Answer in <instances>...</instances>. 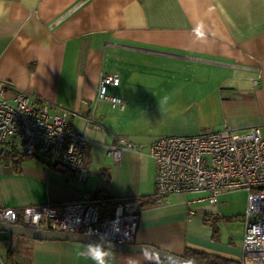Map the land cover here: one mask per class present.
<instances>
[{
	"label": "crops",
	"instance_id": "1",
	"mask_svg": "<svg viewBox=\"0 0 264 264\" xmlns=\"http://www.w3.org/2000/svg\"><path fill=\"white\" fill-rule=\"evenodd\" d=\"M102 73L119 76L107 91L126 100L122 108L97 98ZM1 82L36 93L51 113L70 112L71 129L89 142V173L79 180L44 157H15L0 163V208L133 198L134 243L239 260L246 209L231 206L234 190L216 204L197 200L203 193L152 203L149 145L224 126L264 135V0H0ZM122 141L136 147L116 161L107 150ZM22 239L18 264H95L81 255L95 246ZM103 250L106 264H165Z\"/></svg>",
	"mask_w": 264,
	"mask_h": 264
},
{
	"label": "built area",
	"instance_id": "2",
	"mask_svg": "<svg viewBox=\"0 0 264 264\" xmlns=\"http://www.w3.org/2000/svg\"><path fill=\"white\" fill-rule=\"evenodd\" d=\"M116 73H102L97 98L112 108L126 100L108 93L117 86ZM70 112L49 105L34 92L15 90L0 83V146H10L19 156L44 157L51 164L75 173L79 180L89 173L88 140L71 129ZM130 142L110 146L118 161L121 149H134ZM149 154L156 165L155 193L158 202L173 194L203 193L197 200L216 204L224 192L246 191L242 217L241 256L234 264H264V135L256 127L236 130L224 126L214 131L187 135H163L153 139ZM140 202L115 200L113 209L101 215L99 199H80L23 207H1L0 222L41 230L79 232L117 243L134 241ZM0 264L5 263L0 259Z\"/></svg>",
	"mask_w": 264,
	"mask_h": 264
},
{
	"label": "water",
	"instance_id": "3",
	"mask_svg": "<svg viewBox=\"0 0 264 264\" xmlns=\"http://www.w3.org/2000/svg\"><path fill=\"white\" fill-rule=\"evenodd\" d=\"M9 150L6 146H0V156L3 153H8ZM0 232L8 234L10 237H24L37 241H69L76 243H83L100 247L103 249L134 253V254H148L156 259L164 262L165 264H198L190 261L180 255L168 252L150 244L141 243H117L100 237L91 236L79 232L69 231H54V230H41L25 226L9 224L0 222Z\"/></svg>",
	"mask_w": 264,
	"mask_h": 264
},
{
	"label": "trees",
	"instance_id": "4",
	"mask_svg": "<svg viewBox=\"0 0 264 264\" xmlns=\"http://www.w3.org/2000/svg\"><path fill=\"white\" fill-rule=\"evenodd\" d=\"M9 152L8 153H3L0 156V163H6L8 162L10 159L13 162H17L19 159H16L15 157H23V156H19L17 155L12 147L8 146L7 147ZM52 166H57L55 164H53ZM94 198H97L100 200V209H101V215L105 214V209L106 208H113L114 206V200L108 198L105 195H95ZM141 201L144 202L143 198H140ZM156 198L154 197L152 199V203H156ZM3 239L6 242V251H7V257L9 258V260H14V252L16 251L13 247V237L8 238L7 236L3 237ZM184 258L196 262L198 264H232V262L220 255L217 254H211L208 253L204 250H200V249H195V248H190V247H186L184 249V253L183 256Z\"/></svg>",
	"mask_w": 264,
	"mask_h": 264
},
{
	"label": "rangeland",
	"instance_id": "5",
	"mask_svg": "<svg viewBox=\"0 0 264 264\" xmlns=\"http://www.w3.org/2000/svg\"><path fill=\"white\" fill-rule=\"evenodd\" d=\"M230 204L234 209H240L247 205V200H246V193L241 190H234L231 193V199H230ZM7 236L10 238V236L4 232H0V259L5 262V263H13V264H18V261L14 260H9L7 257V251H6V242L3 239V237ZM22 237H13V247L14 249H21L20 245H22Z\"/></svg>",
	"mask_w": 264,
	"mask_h": 264
},
{
	"label": "clouds",
	"instance_id": "6",
	"mask_svg": "<svg viewBox=\"0 0 264 264\" xmlns=\"http://www.w3.org/2000/svg\"><path fill=\"white\" fill-rule=\"evenodd\" d=\"M89 255L95 264H106L107 253L100 247L95 249H88L87 253H81V255Z\"/></svg>",
	"mask_w": 264,
	"mask_h": 264
}]
</instances>
